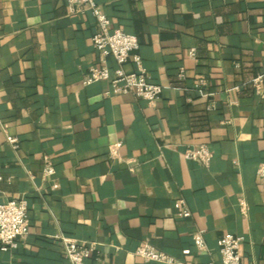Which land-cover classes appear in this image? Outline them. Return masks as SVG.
<instances>
[{
  "label": "crops",
  "instance_id": "1",
  "mask_svg": "<svg viewBox=\"0 0 264 264\" xmlns=\"http://www.w3.org/2000/svg\"><path fill=\"white\" fill-rule=\"evenodd\" d=\"M94 2L137 37L162 94L150 105L85 84L98 65L90 12L0 0V203L26 200L29 222L0 264H69L60 236L97 244L87 264H160L135 255L142 243L174 264H220L226 234L243 238L241 264H264V87L252 86L264 72V0ZM116 143L119 159L109 155ZM204 143L208 168L183 158ZM47 163L54 174L44 177ZM198 230L205 252L193 244Z\"/></svg>",
  "mask_w": 264,
  "mask_h": 264
},
{
  "label": "built area",
  "instance_id": "2",
  "mask_svg": "<svg viewBox=\"0 0 264 264\" xmlns=\"http://www.w3.org/2000/svg\"><path fill=\"white\" fill-rule=\"evenodd\" d=\"M71 13L90 12L96 20L97 31L92 37V47L98 57V65L89 69L85 84L96 82H107L108 90L106 96H122L131 94L134 97L153 105L156 103L163 91V87L154 84L142 66L138 55L139 41L135 35L123 32L121 29L112 28L107 17L101 13L94 0H61ZM112 59L116 65L110 70L108 60ZM133 63L135 69L126 72L124 67ZM182 77V74L180 75ZM252 86L257 92L264 87V72L257 74L252 80ZM7 143L13 148H18L16 138L7 136ZM120 143L109 147L111 158L119 159L118 150ZM212 152L204 144L192 145L185 148L183 158L195 162L203 168H208L212 160ZM54 174L50 164L45 165L44 177ZM257 179L264 192V162L260 163L256 171ZM174 207L178 210V216L188 218L190 216L184 202L177 200ZM243 208V203H241ZM28 205L26 200H7L0 203V250L7 251L15 249L17 243L28 234ZM193 244L198 252L207 250L204 241V231L198 230L193 234ZM60 244L64 256L69 264H87V260L97 251V244L83 243L75 239L60 236ZM243 243L242 237L226 234L217 241L220 264H241L240 248ZM135 255L145 262L160 264H174V259L157 251L148 243H142L135 250ZM209 264H215L213 262Z\"/></svg>",
  "mask_w": 264,
  "mask_h": 264
}]
</instances>
